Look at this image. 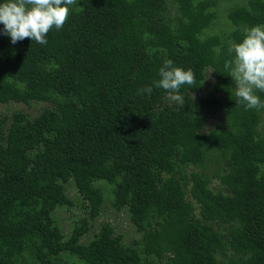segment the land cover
I'll use <instances>...</instances> for the list:
<instances>
[{"label":"trees","instance_id":"1","mask_svg":"<svg viewBox=\"0 0 264 264\" xmlns=\"http://www.w3.org/2000/svg\"><path fill=\"white\" fill-rule=\"evenodd\" d=\"M256 25L264 0H77L45 45L0 31V103L48 105L0 118V264H264V109L224 66Z\"/></svg>","mask_w":264,"mask_h":264},{"label":"clouds","instance_id":"2","mask_svg":"<svg viewBox=\"0 0 264 264\" xmlns=\"http://www.w3.org/2000/svg\"><path fill=\"white\" fill-rule=\"evenodd\" d=\"M77 0H3L0 2V24L2 34L16 44L29 38L38 44L48 43L46 37L55 27L61 29L67 21L71 6ZM234 59L225 62V69L235 84L236 104L246 109H264V100L257 92H264V25H256L246 30L243 41L229 49ZM159 80L153 81L157 88L164 89L169 98L183 105L179 94L181 86L195 84L192 69H183L166 60L158 71ZM152 86L138 89V94H151Z\"/></svg>","mask_w":264,"mask_h":264},{"label":"rangeland","instance_id":"3","mask_svg":"<svg viewBox=\"0 0 264 264\" xmlns=\"http://www.w3.org/2000/svg\"><path fill=\"white\" fill-rule=\"evenodd\" d=\"M224 5H226V2H224ZM221 17V21H225V9L222 7V9L219 10V18ZM216 32V30L214 31ZM47 104H32L30 107L26 106L22 103H15L10 102L7 104H1L0 103V118L4 116L10 117L15 112H24L33 118L37 114H39L43 109L47 108ZM84 208V213L81 212L79 209L73 207L71 208V211H67L60 215V223L62 225V229L64 232L68 233L67 230L69 229V224L72 216L74 215H80L85 216V213L89 211L88 205L84 207L83 205H80ZM91 208V207H90ZM87 217V216H85ZM115 220L116 226L120 232H127L128 239H132L134 237V232H132V228L127 224L126 216L125 214L116 215L114 212H112L111 208L109 206L106 207V212L104 214V217L101 218L97 223L100 222H108L109 220ZM94 233L89 234L87 238H93ZM86 240V237L83 239Z\"/></svg>","mask_w":264,"mask_h":264}]
</instances>
